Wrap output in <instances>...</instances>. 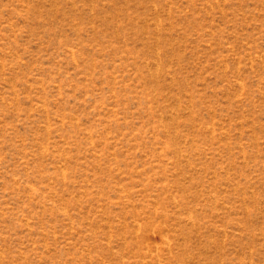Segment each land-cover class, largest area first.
Here are the masks:
<instances>
[{"label":"rangeland","instance_id":"obj_1","mask_svg":"<svg viewBox=\"0 0 264 264\" xmlns=\"http://www.w3.org/2000/svg\"><path fill=\"white\" fill-rule=\"evenodd\" d=\"M0 264H264V0H0Z\"/></svg>","mask_w":264,"mask_h":264}]
</instances>
